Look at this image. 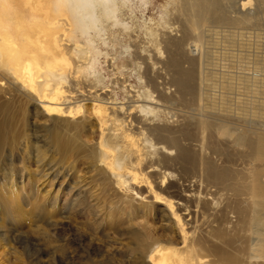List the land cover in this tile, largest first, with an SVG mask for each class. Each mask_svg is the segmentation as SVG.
<instances>
[{
	"label": "bare ground",
	"instance_id": "bare-ground-1",
	"mask_svg": "<svg viewBox=\"0 0 264 264\" xmlns=\"http://www.w3.org/2000/svg\"><path fill=\"white\" fill-rule=\"evenodd\" d=\"M28 1L23 11L0 0V156L23 132L13 130L17 123L28 137L29 116L46 120L40 128L54 152L79 156L85 171L74 170V180L69 170L63 192L51 189L56 174L43 169L33 209L24 211H59L62 191L65 207L93 211V227L108 228L63 238L52 211L35 264H264V121L253 119H264V0H180L166 9L162 34L146 27L149 44L123 50L130 60L120 67L136 85L119 74L115 46L133 28L139 0H52L46 9ZM110 45L112 53L101 48ZM102 56L115 74L108 84L97 69ZM207 60L215 69L226 64L228 77L216 84L227 93L205 88ZM98 130L99 142L83 138ZM6 176L5 193L19 205L20 181L12 169ZM39 189L50 208L36 198ZM1 233L0 264L23 263L11 235ZM125 235L133 246L122 243Z\"/></svg>",
	"mask_w": 264,
	"mask_h": 264
},
{
	"label": "rangeland",
	"instance_id": "rangeland-1",
	"mask_svg": "<svg viewBox=\"0 0 264 264\" xmlns=\"http://www.w3.org/2000/svg\"><path fill=\"white\" fill-rule=\"evenodd\" d=\"M7 1L9 3V6H11L12 9L13 8L16 9L19 6L23 11H29V6H28L29 1L28 0H7ZM41 1L43 2L42 3L43 4L42 7L44 9H46L47 6L49 5V3L52 0H41ZM148 1L149 2H147L146 5H144L142 3V1L139 0L140 3H137V5L134 6L131 9L132 10V14H130V15H132V16H130L131 18L129 19V22H131L130 25L133 27L132 29H135V31L134 30L132 31L131 28L129 29L131 32L129 30L126 31V33H125L126 36L124 38H121L124 41L122 43V45H120L121 43H117V42L121 41V40L118 39L120 37L119 36L120 33H119V31H115V32H117V34H119L118 35L119 37L118 36L116 37V40H115L116 42L114 41V43H117L115 47H116V52L118 53L117 54V58H118V63L117 64H118V71H120L119 74L120 75H123L124 77H127L126 79L129 82H131V84L133 83V85H136V79H135L134 74L132 72L130 74V70H128L127 68L124 69V67H120V66H122V64H123L124 61H126V60L129 61L130 60V58H129L130 55H128L127 53H123V50L125 49V47H126L127 44H128L129 47H131V50L133 49V47L135 45H138V44H140V45H143V44L146 45L147 44L148 45L149 43H147V42H149V37H147L148 34L146 33L147 32L146 27H149L150 29H152V28L153 29H156L158 31V33L162 34L166 30V28H167L166 27V23H164L163 20H166V19L168 20V18H169V15L167 14V12L165 10L166 9L167 10H170L173 6L178 7L180 5V0H148ZM131 10L130 9H128V10L126 9V11H129L128 13H130ZM164 14L168 18L166 16H164V18H161V16L164 15ZM173 14H175V13L172 12V15ZM172 15L170 16L171 18L174 17V16L172 17ZM176 18L178 19V16H176ZM176 18H175V20L177 21ZM135 21H136V24H134ZM148 21H149V23H148ZM176 21H175V23H176ZM3 24H4V22L0 20V27ZM150 24H151V26H149ZM261 28L264 30V25H262ZM161 30H163V31H161ZM137 32H138V34H137ZM144 34H145V36H144ZM121 36H122V34H121ZM128 36H130V37H128ZM206 40H208V42L206 43V45L207 46H210L211 41H210L209 37ZM257 41L258 40H256V42ZM258 42L256 44H258ZM211 45H212V43H211ZM101 46H103V45L101 44ZM210 47H212V46H210ZM227 47H229V46H227ZM227 47L224 48V49L225 50L229 49ZM101 48L103 50H108L111 53L115 51L114 48L111 47V45L108 46L109 49L107 47H101ZM210 49H212V48H210ZM252 49L253 48H251V50ZM254 51H255V47H254V49L251 52H254ZM120 52L122 53L121 54L122 56H120ZM224 58H228V57L225 56ZM119 60H120V62H119ZM121 61H122V63H121ZM209 61L210 60H207L206 61L207 62V64H206V66H207L206 68L207 69L204 70L205 73H206L205 74V77H204L205 78L204 79L205 80L204 81L205 88L208 89V91L209 90L210 91H213L212 89L215 88L214 89L215 90V93H219V92H216V91H224L225 93H227L226 92L227 90L225 91L224 88L223 89H219L218 88L219 86L217 85L218 82H219V80L220 81H223V80H226V77H228L227 72L225 73V71L227 69L225 70L223 68V65H226V64H222V65L220 64V66L218 68L216 66V69H215V67H213L212 64L211 65L208 64ZM223 61L225 63H228V62H226L225 59ZM106 64H108L107 61H106V58L104 56L100 57V61H99V65H98V68L97 69L98 70L99 69L100 70L102 69L103 72L102 71L101 72L104 73V75L106 77V83L108 84V83L111 82V80L113 79V77L115 76V74H112L114 71H110L109 72V70H107L108 67H107ZM214 70H215V72H214ZM221 72H224V74H225L224 77H221V75H220ZM126 73L129 75V77H128V75ZM83 77H84V79H82V80H86V82H89V80L93 79V71L91 72V70H89L88 72L85 73V75L82 76V78ZM211 77H212V79H211ZM216 88H218L219 90L216 89ZM122 94H123L122 92L121 93H118L117 96H118L119 99H122L123 98L124 94L123 95ZM31 110H33V109H31ZM30 114H32V113H30ZM249 118H250V116L247 118V122H250L249 121L250 120ZM253 119H256L258 121L259 120H263L264 121V119L261 118V117H255ZM29 123H30V127L29 128H26V130L28 132V135H29L28 137L24 136L25 131H24V126L22 127V125H21L22 123H19V125L17 123L15 125V127H13V130L14 131H18V132H22L23 131V132L20 133L19 135H17V134L14 135L12 133V135H14V137H16L15 138V143H14L15 146L13 145L11 147L7 143H5L2 146L3 147L2 148V151L3 152H2V155L0 156L1 157L0 158V163L2 161V163L0 164L1 165L0 166V237L2 235V233H1L2 231H5V234L11 235L12 244L14 246H16V248L19 249V250L18 249L17 250L20 253L21 259L26 260V261L23 260V263H21V264H35L36 263V260H34V259H36V257H37V251H36L37 250V244H41L40 238L43 237V235H40V234H42V231L43 232H45V231L48 232V228L49 227L46 224H44V223L48 219V216H49L48 214L50 212H52V211L56 213L55 214V217H56V220H58L59 225H61L62 227L65 226L64 227L65 230L62 233V235H64L63 238H66V235L70 238L71 235H74V237H76L77 235H82L83 234V237L86 236V238H87L89 236V234H91V233H96L95 236H100L101 234L103 235V234H107L108 233V228L106 229V228H104V226H99L100 228L97 227L98 228V229L96 228L97 230L93 227V219H94V217L92 215L93 214V211H91L92 212V214H91V212H89L90 210L84 209V208L81 209L82 208L81 206H78L77 207V206H75V204H74L75 207L74 208H71V207H73V203H71L72 205L70 204L71 207H70V205L67 206V207H65V205L62 204L64 202H61V201L64 200L65 197L67 198L66 193H63V192H66L65 189L67 188V185H68V182L67 181L69 179H71L70 178L71 177L70 171H72L71 172L72 174L74 173V175H72L73 178H74V180L77 179V177H75L76 176L75 171L80 170V168L81 169H84L82 171H85V167H82L81 165H79V163L81 161L79 159L80 157L79 156L76 157V155L73 154V153H71V152H67V153H59L57 151L54 152L53 142H52V139L49 137V133L47 134L46 132L42 131L41 128H40L41 125H43L44 127L49 126V122H47L46 120H44V119H37L35 117L29 116ZM250 125L251 124H247V126L249 127V130L251 131L252 125L251 126ZM15 128H17V129H15ZM99 133L101 134V131L100 130H98V133L96 132L95 134H93V137L91 138L92 140L90 139V135L91 134H89L88 136L83 137V138L87 139V142L89 144H91V143H93L95 141L99 142V140L102 138V134L99 135ZM24 137H26V138H24ZM97 138H100V139H97ZM11 150H12V153L13 154L10 156V151ZM42 150H47L46 151V157L43 160L41 159V155H43ZM8 159H11L12 162L10 160H8ZM7 163H9V164H7ZM74 163H78V164H74ZM23 166H25V168H23ZM69 167H71V168H69ZM11 169L13 171H15V176L13 178H15L16 180L20 181V186H22V191H23V194L21 195L22 197L18 196V198H20V199L22 198L21 200L20 199L18 200L20 202L19 205L18 204H15V202H12V201L10 202L9 199H8V194L5 193V191H8V189H7L8 185L5 184L6 178L8 176L5 177V173H10L11 172ZM43 169L45 170V172H48V173L51 172V173H53L52 174L53 176L56 174L55 175V179L52 181V186L53 185L54 186L51 187V189H53L54 191L55 190L57 191L58 189L61 188L60 190L63 191V192L61 191L60 194H58V196H57L58 198L56 200V203L58 201L57 205L59 206V211L56 210V208H52V210H50V212H45L44 214L41 213L39 215H37V214H31L30 215V214H27L26 212L27 211L29 212V210L33 209L30 206L31 204H30V201L29 200H31V202H33L34 196H35V191L37 189L36 188L37 183H35L34 181L41 176V171ZM58 170H60V171H58ZM79 172H81V171H79ZM60 174H63V175H60ZM68 174H69V176H68ZM87 175H89V174H86V176ZM28 176H29V178L27 179ZM64 177H65V179L62 180V178H64ZM22 179H23V181H22ZM43 179H41V181L38 182L39 184L37 186H40L41 183L45 182V179L44 180ZM61 184H62V186H61ZM41 186H42V184H41ZM26 191H27V193H26ZM39 191H40V189H39ZM41 192H43V191H40L39 194H38V197L36 195V198H40V199L42 198V200L44 201L43 203H46L45 205H47V206H44V207L46 208V207H48L50 205L48 207V208H50L51 207V201H48V199L46 197H45V199H43L42 196H44V195ZM30 193H32V194L30 195ZM50 195L52 196L54 194H50ZM27 196H30V197H27ZM45 200H46V202H45ZM28 201H29V204H27ZM9 202H10V204H9ZM59 204H61V205H59ZM65 208L66 209L68 208L70 210H67V212H66ZM56 211H58V212H56ZM7 214L9 215V217H8ZM28 215H30V216H28ZM25 216H27L28 219L25 218ZM42 218L44 219V222H43V219ZM25 219H27V220H25ZM4 220H6V222ZM2 224L4 226H1ZM41 227H43V230L42 231H41V229H42ZM117 233L118 232H116V231L113 233V234H116V235H114L115 238L117 237ZM38 236L39 237L41 236V237L38 238ZM126 236L127 235H125V238H124L125 240L124 239L122 240V243H124L125 246L126 245H129V244L131 246H133L131 244L133 242V240L129 238L130 237L129 235L127 237ZM71 238H72V236H71ZM100 239L107 240L105 238H100ZM85 240L87 241V239H85ZM60 241L63 242L62 239H60ZM47 244H49V243H47ZM50 245L53 246L54 244L53 243L52 244H49V248L52 247ZM123 251H124L123 252L124 253V256L128 254L127 248L124 249V247H123ZM4 262L5 263H8V264L9 263L10 264H16V263H18L17 261L16 262L14 261V263H11L12 262L11 260H10V262L3 261V263ZM3 263H1V264H3ZM18 264H20V263H18Z\"/></svg>",
	"mask_w": 264,
	"mask_h": 264
}]
</instances>
